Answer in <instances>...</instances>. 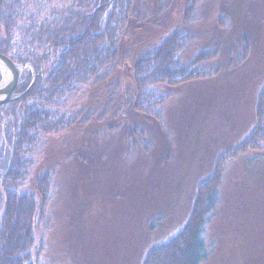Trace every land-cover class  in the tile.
<instances>
[{
    "label": "trees",
    "instance_id": "obj_1",
    "mask_svg": "<svg viewBox=\"0 0 264 264\" xmlns=\"http://www.w3.org/2000/svg\"><path fill=\"white\" fill-rule=\"evenodd\" d=\"M55 1L65 7L48 14ZM233 3L239 1L2 2L0 53L26 67L14 93L31 82L27 65L38 76L19 100L0 106V264H91L81 233L101 194L98 176L151 150L150 126L163 125L177 87L217 77L232 39L235 61L247 57L244 34L230 37L240 17L235 6L228 10ZM253 117L247 136L215 155L182 227L140 264L205 262L206 229L229 164L264 152V81Z\"/></svg>",
    "mask_w": 264,
    "mask_h": 264
},
{
    "label": "rangeland",
    "instance_id": "obj_2",
    "mask_svg": "<svg viewBox=\"0 0 264 264\" xmlns=\"http://www.w3.org/2000/svg\"><path fill=\"white\" fill-rule=\"evenodd\" d=\"M238 1L228 7L240 12L230 37L241 39L244 34L247 57L235 61L232 39L228 44L232 52L226 49L225 56L220 55L217 77L177 87L163 107V125L150 126L156 138L151 150L138 153L132 162L122 160L114 173L98 176L101 194L81 233L91 264H140L150 247L182 227L193 190L210 173L215 155L242 141L251 130L255 98L264 81V0ZM53 4L48 5V14L65 7L63 2ZM214 64L218 66V61ZM15 65L18 83L26 67ZM27 69L33 78L32 66ZM36 78L20 94L14 88L11 102L26 94ZM86 101L85 95L78 103ZM219 196L206 229L203 264H264V152L231 162Z\"/></svg>",
    "mask_w": 264,
    "mask_h": 264
},
{
    "label": "water",
    "instance_id": "obj_3",
    "mask_svg": "<svg viewBox=\"0 0 264 264\" xmlns=\"http://www.w3.org/2000/svg\"><path fill=\"white\" fill-rule=\"evenodd\" d=\"M3 0H0V5ZM16 65L5 55L0 53V73L2 75V81L0 82V105L10 102L13 89L15 88L20 72L16 69ZM7 79L4 78V76ZM34 73L31 84L35 79Z\"/></svg>",
    "mask_w": 264,
    "mask_h": 264
},
{
    "label": "bare ground",
    "instance_id": "obj_4",
    "mask_svg": "<svg viewBox=\"0 0 264 264\" xmlns=\"http://www.w3.org/2000/svg\"><path fill=\"white\" fill-rule=\"evenodd\" d=\"M0 7H1V5H0ZM9 58V57H8ZM10 59V58H9ZM11 60V59H10ZM12 61V60H11ZM13 62V61H12ZM14 64H15V62H13ZM38 76V73H36V77ZM4 78L5 79H7L8 77H7V75H6V77L4 76ZM11 102V101H10ZM207 245V244H206ZM207 247V246H206ZM207 250H208V248H207Z\"/></svg>",
    "mask_w": 264,
    "mask_h": 264
}]
</instances>
